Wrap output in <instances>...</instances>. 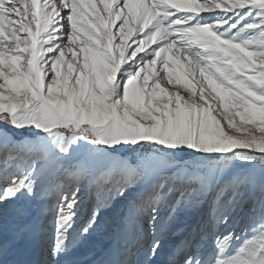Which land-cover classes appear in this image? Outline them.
I'll return each instance as SVG.
<instances>
[{"label": "snow or ice", "instance_id": "1", "mask_svg": "<svg viewBox=\"0 0 264 264\" xmlns=\"http://www.w3.org/2000/svg\"><path fill=\"white\" fill-rule=\"evenodd\" d=\"M102 230L99 264H264V0H0V264Z\"/></svg>", "mask_w": 264, "mask_h": 264}, {"label": "rangeland", "instance_id": "2", "mask_svg": "<svg viewBox=\"0 0 264 264\" xmlns=\"http://www.w3.org/2000/svg\"><path fill=\"white\" fill-rule=\"evenodd\" d=\"M181 64V63H180ZM182 65V64H181ZM181 77H183L185 75L184 73V68L183 65L181 67ZM213 106H215L213 104ZM110 215V214H109ZM79 228V224L77 225V229ZM73 235H76V233H73ZM47 234L45 235H41L40 237H38L37 239V244H38V250L39 248H41V244L44 243V240L46 239ZM111 244V240L109 238V234L105 231H98L96 233H94L90 238H89V242L86 246H78L75 250H74V256L78 259V261L80 262L83 258L82 255H89V257L92 256H97L99 253L102 252V249L105 250L109 245ZM83 248L85 250H83ZM83 250V251H82ZM165 250V249H164ZM82 251V252H81ZM83 252L85 254H83ZM87 252V253H86ZM99 252V253H98ZM82 253V254H81ZM81 256V257H80ZM159 259L158 257L154 259V262L158 263Z\"/></svg>", "mask_w": 264, "mask_h": 264}, {"label": "bare ground", "instance_id": "3", "mask_svg": "<svg viewBox=\"0 0 264 264\" xmlns=\"http://www.w3.org/2000/svg\"><path fill=\"white\" fill-rule=\"evenodd\" d=\"M172 67H173V70H174V75H179V76H181V74H182V72H181V67H182V65L179 63V62H177V63H173L172 64ZM53 234V230H52V225H49L48 226V233H47V236H46V239L44 240V243L43 244H41V248H46L47 246H48V244H49V242H50V236ZM74 237H75V235H73ZM179 240H180V237L179 236H172V235H169V237H168V242H167V244H166V246H165V250H163L162 251V253H161V255L158 257V259H159V261H158V263L156 262H153V264H166V260H167V253H168V251H169V249L173 246V245H175L176 243H178L179 242ZM111 246V244L105 249V250H103L102 249V252L101 253H99L97 256H92V257H89V255H82L83 257V259L79 262V264H99V262L101 261V260H104V259H106V251H107V249L109 248ZM41 248H39V249H41ZM83 250H85L84 248H83ZM82 250V251H83ZM37 251L39 252V250H38V244H37ZM81 251V252H82ZM87 253V252H86ZM82 254V253H81ZM83 254H85L84 252H83ZM81 257V256H80ZM38 258V257H37Z\"/></svg>", "mask_w": 264, "mask_h": 264}]
</instances>
